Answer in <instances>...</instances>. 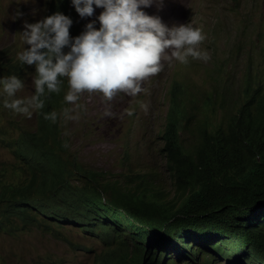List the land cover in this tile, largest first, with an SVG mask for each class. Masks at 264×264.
<instances>
[{
	"label": "trees",
	"instance_id": "1",
	"mask_svg": "<svg viewBox=\"0 0 264 264\" xmlns=\"http://www.w3.org/2000/svg\"><path fill=\"white\" fill-rule=\"evenodd\" d=\"M48 10L70 16L76 36L70 0H50ZM15 57L2 50L0 69L35 70ZM67 92L63 78L59 93L41 97L34 127L23 118L0 127L13 156L0 167V231L16 221L22 229L74 228L101 243L93 264H211L224 256L264 264V83L247 85L230 111L214 92L194 110L175 82L161 133L164 167L118 174L84 167L69 151L61 127ZM220 110L223 119L214 121ZM51 112L55 123L44 118Z\"/></svg>",
	"mask_w": 264,
	"mask_h": 264
},
{
	"label": "rangeland",
	"instance_id": "2",
	"mask_svg": "<svg viewBox=\"0 0 264 264\" xmlns=\"http://www.w3.org/2000/svg\"><path fill=\"white\" fill-rule=\"evenodd\" d=\"M48 4L49 0H0V52L10 47L17 56L28 47L21 39L24 23H34L46 16ZM101 11L97 8L94 16L87 18L77 13L80 27L76 35ZM145 11L160 16L168 26L190 23L199 28L205 39L198 48L207 51L210 59L188 57L186 64L162 61L163 71L142 81V91L136 96L117 92L108 99L99 91H84L75 103H67L64 110L69 109L72 118L63 114L62 135L67 139L69 151L84 167L120 173L126 171L128 161L137 170L146 165L147 169L163 168L161 133L168 111L167 92L176 76L190 91L214 92L217 103L223 98L230 111L247 85L264 83V0H164L162 7L154 4ZM96 26L99 27V22ZM34 73V69L23 70L19 66L0 69V76L15 74L24 81L25 88L17 97L34 93ZM5 99L6 96L0 95V127L10 125L11 118H23L31 127L36 125L35 111L29 119L5 109ZM223 116L220 110L213 118L221 121ZM182 137L186 142L193 140L188 133ZM126 154H130L129 160L125 159ZM12 162L13 156L0 130V167ZM163 188H172L166 177ZM13 224L18 229L9 227L0 231V264H93V251L99 252L102 247L100 242L74 228L43 231L36 225L22 229L20 221ZM78 244L91 251L74 249ZM224 258L211 264L233 261L225 262Z\"/></svg>",
	"mask_w": 264,
	"mask_h": 264
},
{
	"label": "clouds",
	"instance_id": "3",
	"mask_svg": "<svg viewBox=\"0 0 264 264\" xmlns=\"http://www.w3.org/2000/svg\"><path fill=\"white\" fill-rule=\"evenodd\" d=\"M70 2L81 18L93 17L97 8L102 11L76 36L70 35L72 18L60 11L50 15L47 13L37 22L24 23L21 39L28 47L18 52L16 59L21 65L34 66L32 84L35 91L30 96L17 97V93L25 88L24 81L15 74L0 76V95L7 97L3 101L5 109L30 119L34 111L44 107L41 97L46 92H60L63 78H67L69 85L64 96L67 103H75L79 94L84 91H99L108 99L117 92L136 96L142 91V81L163 71L162 61L177 60L186 64L188 57L205 61L210 59L207 51L198 48L205 39L199 28L190 23L168 26L160 16L149 15L145 11L154 4L162 7L164 0ZM97 22L99 27L96 26ZM179 77H174L170 82L167 92L168 109L171 87L175 82H180L189 92V105L198 110L203 102L201 96L209 91H190ZM69 111L65 109L63 114L71 119ZM216 115L218 111L214 116ZM44 118L55 123L57 113L45 114ZM125 159L129 160L130 154H126ZM127 164L126 173L130 168L134 171L147 170V165L137 170L128 161ZM157 169L161 170V167ZM193 229L190 231L198 232V228ZM224 259L225 262L233 260L231 264H243L231 256ZM197 263L202 264L200 258Z\"/></svg>",
	"mask_w": 264,
	"mask_h": 264
}]
</instances>
